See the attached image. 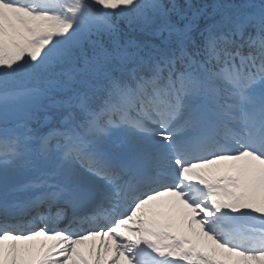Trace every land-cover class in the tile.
I'll return each mask as SVG.
<instances>
[{
	"label": "snow or ice",
	"instance_id": "snow-or-ice-1",
	"mask_svg": "<svg viewBox=\"0 0 264 264\" xmlns=\"http://www.w3.org/2000/svg\"><path fill=\"white\" fill-rule=\"evenodd\" d=\"M0 264H264V0H0Z\"/></svg>",
	"mask_w": 264,
	"mask_h": 264
}]
</instances>
